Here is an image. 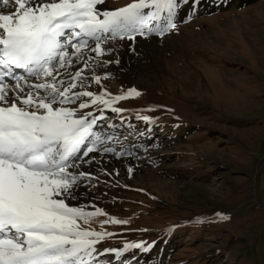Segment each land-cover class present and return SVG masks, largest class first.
<instances>
[{"label":"rangeland","instance_id":"rangeland-1","mask_svg":"<svg viewBox=\"0 0 264 264\" xmlns=\"http://www.w3.org/2000/svg\"><path fill=\"white\" fill-rule=\"evenodd\" d=\"M182 5L164 36L109 39L104 56L84 50L95 57L89 68L59 70L63 79L80 69L89 80L108 76L87 87L96 94L141 92L115 105L124 112H103L120 134L110 146L133 154H92L81 168L93 179L70 201L107 213L91 223L96 231L109 216L128 221L104 225L111 236L97 244L100 264H264V0L197 14ZM138 243L148 250L104 251Z\"/></svg>","mask_w":264,"mask_h":264},{"label":"snow or ice","instance_id":"snow-or-ice-1","mask_svg":"<svg viewBox=\"0 0 264 264\" xmlns=\"http://www.w3.org/2000/svg\"><path fill=\"white\" fill-rule=\"evenodd\" d=\"M199 2L193 0V11ZM187 3L134 0L102 10L98 6L105 0H0L7 9L0 11V264H100L97 244L111 236L104 225L128 221L109 216L96 231L91 223L107 213L70 201L93 179L81 168L97 159L92 154H133L110 146L120 134L103 112H124L115 105L141 92L96 94L87 87L108 76L89 80L80 69L63 79L59 70L74 61L89 68L95 57L85 59L84 50L104 56L111 51L103 47L109 39L164 36L177 28V11ZM90 108L97 111H84ZM136 118L155 123L148 116ZM216 215L220 221L230 219ZM131 248L148 250L138 243L104 251L120 257Z\"/></svg>","mask_w":264,"mask_h":264},{"label":"trees","instance_id":"trees-1","mask_svg":"<svg viewBox=\"0 0 264 264\" xmlns=\"http://www.w3.org/2000/svg\"><path fill=\"white\" fill-rule=\"evenodd\" d=\"M257 0H200L199 4L195 5V11H193V0H188L187 4H183L182 10H189L192 13L197 14L200 8L212 7L215 9H227L235 3H240L243 6L255 2Z\"/></svg>","mask_w":264,"mask_h":264},{"label":"bare ground","instance_id":"bare-ground-1","mask_svg":"<svg viewBox=\"0 0 264 264\" xmlns=\"http://www.w3.org/2000/svg\"><path fill=\"white\" fill-rule=\"evenodd\" d=\"M99 7V6H98ZM19 74V73H18Z\"/></svg>","mask_w":264,"mask_h":264}]
</instances>
